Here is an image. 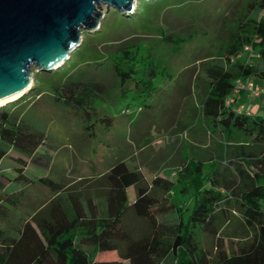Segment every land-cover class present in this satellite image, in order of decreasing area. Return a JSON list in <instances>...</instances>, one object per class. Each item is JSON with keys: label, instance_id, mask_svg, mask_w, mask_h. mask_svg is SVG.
Wrapping results in <instances>:
<instances>
[{"label": "trees", "instance_id": "16d2710c", "mask_svg": "<svg viewBox=\"0 0 264 264\" xmlns=\"http://www.w3.org/2000/svg\"><path fill=\"white\" fill-rule=\"evenodd\" d=\"M250 7V13L243 15L244 19L238 21L220 46L217 55L224 57L226 63L210 62L203 68L206 82L199 102L202 119L216 137L222 138L221 156L229 157L234 176L231 181L223 178L222 182L216 170L202 176L199 163H190L191 170H179L175 180L191 198L184 209L175 203L177 198L169 181L145 178L124 159H116L102 174L92 172L87 177L101 183L103 190L98 196L101 212L95 215L97 207L90 198L85 202V211L75 191L48 177L33 178L24 172L25 160L21 157L40 165L50 162L46 151L36 152L39 146L49 144L47 136L24 121L22 115L7 111L8 103L0 106V160L13 150L17 155H10L18 162L13 177L6 179L18 189L0 190V221L10 213L2 201L16 205L27 181L53 192H64L71 211H62L63 198L57 196L49 202L48 216L37 213L31 221L22 223L15 236L7 235L0 226V264H121L94 261L82 247L85 245L98 252H115L126 264H160L169 256L173 264H264V155L257 156L244 143H235L239 136L249 138L253 145L261 146L258 152L263 153L264 117L235 110L243 92L229 97L234 79H264V15L252 16L257 10H264V0ZM172 36L166 35L163 41L179 47L180 39ZM245 45L258 55L261 67L236 59ZM121 46L110 59L113 78L122 86L131 82L139 87V83L149 81L155 72L139 70L135 53ZM185 86L186 90L180 93L189 94L191 84ZM152 90L153 87L148 93ZM88 91L101 95L103 84L77 78L51 88L49 94L53 101L87 123L88 128L91 115L98 116L95 108L89 110L79 103ZM97 119L105 120L107 126L112 124L106 114ZM88 133L93 135L92 131ZM245 162L254 164L256 171L249 172ZM130 187L135 191L132 202L127 197ZM176 211L177 221L173 228L168 227L162 217Z\"/></svg>", "mask_w": 264, "mask_h": 264}, {"label": "rangeland", "instance_id": "374dc122", "mask_svg": "<svg viewBox=\"0 0 264 264\" xmlns=\"http://www.w3.org/2000/svg\"><path fill=\"white\" fill-rule=\"evenodd\" d=\"M257 1L132 0L128 11L110 7L108 14L102 4L97 26L80 32L77 45L58 66L40 70L38 74L32 66L31 88L9 102L6 110L22 115L24 121L44 131L59 161L51 170L57 171L61 181L79 194L81 201L88 189L100 201L98 196L103 186L87 179L89 174H102L110 162L124 159L145 178L169 181L177 198L175 203L184 209L191 198L175 180L179 170H191L190 163H199L202 176L213 170L218 172L221 182L223 178L231 181L234 176L229 157L221 156L222 138L216 137L201 117L199 102L206 82L203 68L210 62L226 63L224 57L217 55L220 46L238 21L244 19L243 15L250 13V4ZM262 15L260 9L252 13L256 18ZM169 34L180 39L179 47L163 41ZM120 45L135 53L139 70L155 72L149 81L139 83V87L131 82L122 86L113 78L110 59ZM235 57L245 65H262L256 53L248 56L240 50ZM77 78L98 80L104 87L101 95L88 91L79 101L86 109L95 108L98 112L97 117L91 115L88 128H85L87 123L53 101L49 94L51 88L57 89L60 83ZM187 83L191 84L189 94L180 93L186 90ZM151 87L153 90L148 93ZM244 106L251 114L264 117V104L260 100L254 98ZM102 114L112 118L110 126L105 120L97 119ZM90 131L93 135H89ZM235 141L249 146L247 149L257 156L264 155L258 152L261 146L253 145L249 138L239 136ZM244 166L251 173L256 171L254 164L245 162ZM50 193V190L35 191L37 205H25V211L15 212L12 224L26 219L31 209L39 212ZM58 197L68 207L65 193ZM127 197L130 201L135 198L133 187L128 189ZM162 219L173 228L177 211L167 213ZM82 247L93 258L118 259L115 252L100 253L92 246ZM160 264L173 262L169 256Z\"/></svg>", "mask_w": 264, "mask_h": 264}, {"label": "water", "instance_id": "95a60500", "mask_svg": "<svg viewBox=\"0 0 264 264\" xmlns=\"http://www.w3.org/2000/svg\"><path fill=\"white\" fill-rule=\"evenodd\" d=\"M132 0H0V102L48 71L97 26L102 4L128 11ZM62 60V61H63ZM12 102V101H10ZM9 103V102H8Z\"/></svg>", "mask_w": 264, "mask_h": 264}, {"label": "crops", "instance_id": "0c3cea01", "mask_svg": "<svg viewBox=\"0 0 264 264\" xmlns=\"http://www.w3.org/2000/svg\"><path fill=\"white\" fill-rule=\"evenodd\" d=\"M256 82L261 84L263 86V88H264V79H262V80L261 79H256ZM238 99H239V104H241V105L243 104L244 105L246 102L249 103L254 98L249 96L248 93L243 92V93H241L239 95ZM256 99L260 100L264 104V91ZM48 140L49 139L47 137V141ZM54 149H55V147L53 148L50 144H47V145L39 146L37 148V150H36L37 153L38 152L40 153L42 151H46L47 154H49L50 162L47 165L35 164L34 160H31L30 158H26V157L25 158L21 157L23 160H25L24 172L28 176L33 177V178L48 177V178L52 179L53 181L62 183L66 187V185L61 181L62 177L58 176L57 171H55V170L52 171L51 170L52 167L59 165V161L56 160V156H55L56 152H55ZM12 153L14 154V156L17 155V153H15V151L11 150V151L8 152V154L5 157H3L0 160V190L4 191V192L5 191H8V192L14 191L15 192L16 189H18V188H15V186L13 185L14 183L9 182V181L6 180L7 177H9V178L13 177V173L15 172V168H16L17 163H18L17 160H15V157L10 155ZM111 164H112V162H110L109 165H111ZM50 172H52L51 175H50ZM82 177H78L77 180H81ZM87 177H89V175ZM17 185H19V184H17ZM21 189H22V193L19 196L20 200L17 202L16 205H9V204L6 203L5 200L2 201V204H6L7 205V207L9 208L10 213H9L8 216H6L7 218H4L3 220L0 221V226L5 229L6 234L9 235V236H15L16 233H17V229L21 227L22 223H24L25 221H31V218L34 215H36L37 213L38 214L41 213L45 217L48 216V214L51 211L49 202L53 198H55L58 195H61V194L64 193V192H53V191H50L51 192L50 193L51 194L50 197L45 202H43V205L41 206V209H40L39 212H38L37 209H31L30 211H27L26 216H28V217L26 219H24V220H22L20 222L16 221L14 224H12L11 220H12L15 212H17L18 210H21V209H23L25 211L26 209L23 208L25 205L28 206L29 204H31L32 207L37 205V204H35V203H37L35 201V191H42L43 192V191L49 190V189H46L44 186L38 184L37 182H29V181H27L22 186ZM128 189H127V192H128ZM92 192H94V191L88 189L87 192L84 195V200L81 201V202H82L83 209L85 211H87V209H88L87 208V203H85V202H86L87 198H90V200L97 207L96 212H95V215H97L98 212H101V211L98 210V206H99L98 205V200L95 197H93ZM133 200H134V198H132L131 201L129 200V202H132ZM61 204H62V207H61L62 211H64V212L67 211L69 213L71 212L70 210L68 211L69 206L66 207L63 202H61ZM102 207H103V205L101 206V208ZM100 253H106V252H100ZM117 258L118 259H114V260H112V259L111 260H102V259H98L97 257H94L93 260L96 261V262L117 261V262H121V264H126L125 260L120 259L118 256H117Z\"/></svg>", "mask_w": 264, "mask_h": 264}, {"label": "built area", "instance_id": "2783aa9c", "mask_svg": "<svg viewBox=\"0 0 264 264\" xmlns=\"http://www.w3.org/2000/svg\"><path fill=\"white\" fill-rule=\"evenodd\" d=\"M262 14L264 15V10L262 11ZM242 52L247 54L248 56L253 55L255 52L251 49L250 46L245 45L242 47ZM233 59L230 58V61ZM264 91V88L261 84L257 83L256 80H253L250 77H238L233 80L232 82V88L229 94V97H236L239 92H246L249 96L252 98H258ZM229 104V101L226 102ZM237 112L244 111L245 114L250 115L251 111L246 108L243 104L237 105L236 109Z\"/></svg>", "mask_w": 264, "mask_h": 264}, {"label": "bare ground", "instance_id": "6f19581e", "mask_svg": "<svg viewBox=\"0 0 264 264\" xmlns=\"http://www.w3.org/2000/svg\"><path fill=\"white\" fill-rule=\"evenodd\" d=\"M63 59H61L60 61H58L56 64H54L52 67H56L58 66V64H60L62 62ZM31 81L29 80V82L27 83V85L20 91H18L17 93H15L14 95H12L11 97L3 100L0 102V106L10 102V101H14L18 98H20L22 95H24L30 88H31Z\"/></svg>", "mask_w": 264, "mask_h": 264}]
</instances>
